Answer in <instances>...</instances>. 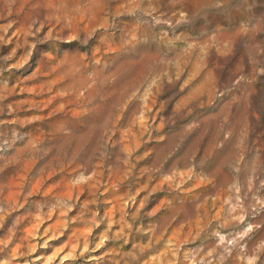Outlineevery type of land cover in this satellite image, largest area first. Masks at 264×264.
<instances>
[{
    "label": "rangeland",
    "instance_id": "1",
    "mask_svg": "<svg viewBox=\"0 0 264 264\" xmlns=\"http://www.w3.org/2000/svg\"><path fill=\"white\" fill-rule=\"evenodd\" d=\"M0 264H264V0H0Z\"/></svg>",
    "mask_w": 264,
    "mask_h": 264
}]
</instances>
